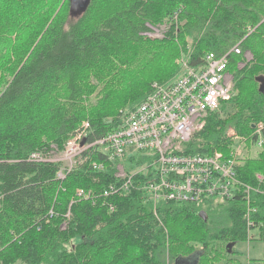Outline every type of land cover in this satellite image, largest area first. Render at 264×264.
Returning <instances> with one entry per match:
<instances>
[{
    "label": "trees",
    "instance_id": "obj_1",
    "mask_svg": "<svg viewBox=\"0 0 264 264\" xmlns=\"http://www.w3.org/2000/svg\"><path fill=\"white\" fill-rule=\"evenodd\" d=\"M175 18L163 38L142 34L147 23ZM188 39L191 65L240 42L242 53L228 55L235 93L188 143L192 153L228 152L229 126L249 136L264 123V0H91L80 16L70 15L69 0H0V264H244L235 245L251 230L264 241L263 190L251 191L249 204L238 193L154 205L140 173L120 187L96 146L63 177L62 161L29 159L62 151L83 121L89 142L115 129L154 82L177 75ZM262 136L255 157L247 148L258 135L245 137L238 177L250 186L264 175ZM249 263L264 264V253Z\"/></svg>",
    "mask_w": 264,
    "mask_h": 264
},
{
    "label": "built area",
    "instance_id": "obj_2",
    "mask_svg": "<svg viewBox=\"0 0 264 264\" xmlns=\"http://www.w3.org/2000/svg\"><path fill=\"white\" fill-rule=\"evenodd\" d=\"M230 52L241 54L240 42L224 54L207 52L193 65L190 53L182 54L177 60L180 67L177 75L168 82H154L152 92L141 103L120 115V124L115 129L92 142L85 139L83 130H78L58 152L61 156L52 158L35 151L29 159L62 161L64 166L57 176L63 177L64 170L71 169L83 151L96 146L114 163L115 176L122 180L120 187L128 189L134 175L140 173L139 183L154 205L163 200L225 202L238 193L249 204L251 191H264L260 188L264 186V175L255 173L257 186L239 179L245 137L234 135L230 129L228 137L232 145L228 152H188V143L205 126L208 116L212 112L222 114V102L233 94V75L228 70ZM244 56L249 59L250 53L246 51ZM242 65L243 62L239 63ZM254 127V134L258 135L254 146L257 147L263 141L264 123L259 122ZM83 139L85 142L81 145ZM125 160L133 165L130 170L126 169ZM95 166L102 168L103 165ZM76 196L88 197L89 192L77 189Z\"/></svg>",
    "mask_w": 264,
    "mask_h": 264
},
{
    "label": "rangeland",
    "instance_id": "obj_3",
    "mask_svg": "<svg viewBox=\"0 0 264 264\" xmlns=\"http://www.w3.org/2000/svg\"><path fill=\"white\" fill-rule=\"evenodd\" d=\"M176 19L177 18H175L173 20L166 19V20H164V21H162V22H160V23H158V24H156L154 26H152L149 23H147L146 25L150 29L146 30V31H143L142 34L144 36H146V37H149V38H163L165 36V34L169 31V29L172 26L173 22L175 23V26H177V20ZM153 28L158 29V30H154ZM146 32H150V34L146 33ZM191 42H192V40L188 39V45H187L188 47H186V48H189V49L185 53H190V44H191ZM185 53H183V54H185ZM244 53H243V58L246 59V60H250L251 57H252L251 54H250L249 59H247L244 56ZM181 55L182 54H180V56L177 57L176 60H175V64L178 67V71H179L180 67L178 65L177 60L181 57ZM234 93H235V91L233 89V94ZM233 94H232V96H233ZM87 126H88L87 121H83L82 125L79 128H77L71 134V136L78 130L85 131ZM230 129L233 130L234 135H239L237 133V131L232 126H229L227 128V131H226V137H228V132H229ZM253 133H254V131H252V133L249 136H251ZM239 136H241L243 138L244 137H249V136H242V135H239ZM247 149H249L250 155L252 157H255L259 153L261 147L257 148L255 146H251V147H248ZM244 151H245V148H244ZM49 156L52 157V158H55V157L57 158L58 156H61V153H59V154H58V152H57V154L56 153H51V154H49ZM250 235L251 236H250V238L248 240L242 241V242H238L235 245L236 250L238 251V257L244 264H250L249 260H251V259H259V258H261L263 256V253H264V241H261V240L257 239V231L256 230H251ZM182 262L187 264L188 261L185 260V261H182Z\"/></svg>",
    "mask_w": 264,
    "mask_h": 264
},
{
    "label": "water",
    "instance_id": "obj_4",
    "mask_svg": "<svg viewBox=\"0 0 264 264\" xmlns=\"http://www.w3.org/2000/svg\"><path fill=\"white\" fill-rule=\"evenodd\" d=\"M91 0H69V13L71 16H80L82 15L88 8ZM257 80L259 81V90L261 92H264V76L257 77ZM85 142L83 139L81 141V145ZM202 218L206 219L207 214L205 211H200L199 213ZM232 246V244H231Z\"/></svg>",
    "mask_w": 264,
    "mask_h": 264
},
{
    "label": "bare ground",
    "instance_id": "obj_5",
    "mask_svg": "<svg viewBox=\"0 0 264 264\" xmlns=\"http://www.w3.org/2000/svg\"><path fill=\"white\" fill-rule=\"evenodd\" d=\"M230 55V54H229ZM104 166V165H103Z\"/></svg>",
    "mask_w": 264,
    "mask_h": 264
}]
</instances>
